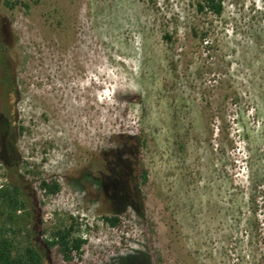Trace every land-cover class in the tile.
Segmentation results:
<instances>
[{
    "label": "rangeland",
    "instance_id": "374dc122",
    "mask_svg": "<svg viewBox=\"0 0 264 264\" xmlns=\"http://www.w3.org/2000/svg\"><path fill=\"white\" fill-rule=\"evenodd\" d=\"M22 1L0 0V184L88 242L47 264H264V0Z\"/></svg>",
    "mask_w": 264,
    "mask_h": 264
},
{
    "label": "trees",
    "instance_id": "16d2710c",
    "mask_svg": "<svg viewBox=\"0 0 264 264\" xmlns=\"http://www.w3.org/2000/svg\"><path fill=\"white\" fill-rule=\"evenodd\" d=\"M222 3L223 0H201L198 10L200 13L208 10L220 16ZM3 5L9 11L17 7L28 9L22 0H3ZM53 13L47 17L53 18ZM147 144V136H144L142 149ZM143 158L140 155L137 161L136 183L140 191L150 185V172ZM40 181V190L46 197H56L61 193L62 186L57 179ZM101 221L119 230L125 223L118 216H103ZM81 225L75 217L68 215L65 219H58L54 227L41 230L21 189L15 184H4L0 188V264H47V252L50 251H55L66 263L82 261L88 242L80 235ZM154 257V264H165L159 250L154 249Z\"/></svg>",
    "mask_w": 264,
    "mask_h": 264
},
{
    "label": "built area",
    "instance_id": "2783aa9c",
    "mask_svg": "<svg viewBox=\"0 0 264 264\" xmlns=\"http://www.w3.org/2000/svg\"><path fill=\"white\" fill-rule=\"evenodd\" d=\"M3 185L0 184V188H2Z\"/></svg>",
    "mask_w": 264,
    "mask_h": 264
}]
</instances>
